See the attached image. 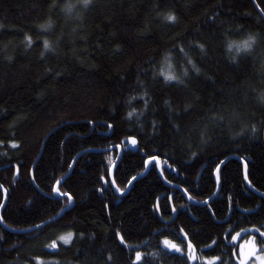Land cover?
I'll return each instance as SVG.
<instances>
[{
    "label": "trees",
    "instance_id": "1",
    "mask_svg": "<svg viewBox=\"0 0 264 264\" xmlns=\"http://www.w3.org/2000/svg\"><path fill=\"white\" fill-rule=\"evenodd\" d=\"M262 97L264 21L251 0H0L1 219L29 230L73 201L32 233L0 225V264H242L250 242L262 258ZM127 140L138 151L114 169L118 191L158 158L175 169L167 182L202 202L227 160L217 196L190 205L151 164L118 197L117 150H100Z\"/></svg>",
    "mask_w": 264,
    "mask_h": 264
},
{
    "label": "water",
    "instance_id": "2",
    "mask_svg": "<svg viewBox=\"0 0 264 264\" xmlns=\"http://www.w3.org/2000/svg\"><path fill=\"white\" fill-rule=\"evenodd\" d=\"M251 2H252V4H253V6L255 7V9L257 10L258 14L261 16V18H262L263 21H264V15H263L261 9L258 7L256 1H255V0H251ZM116 149H117L118 157H117L115 163L113 164L112 168L110 169V175H109L110 178H109V179H110V182H111V184H112V188H113V191L115 192V194H116L118 197H122V196H124V195H126V194L128 193V191H129V189H130V187H131V185L133 184L134 181H136V180H138L139 178H141V177H143V176L146 175L147 170H148V167L150 166V164L155 163L157 170H159V168H160V163H159V161L156 160V159H147L146 162H145V168H146V169H145V172H144L142 175L137 176V177L133 178L132 180H130V182H129L128 185L126 186V189H125L123 192H120V191H118V189L116 188V186H115V184H114V181H113V171H114V168L116 167V165H117V164L119 163V161H120V157H121L122 150H120L119 147H113V148H108V149L100 150V151H101V152H105V151H112V150H116ZM124 150H131V151H133L134 153L137 152V149L135 148V144H133V143H131V142H129V143L127 144V146L124 147ZM226 161H227V160H224V161L219 165V167L217 168V170L215 171L214 178H215V182H216V185H217V189H216L215 193L211 196V198H209V199H207V200H205V201H202V202H197V201L193 200V199L188 195V193L185 192V190H183L181 187H179V186H177V185H173V184H171V183H169V182H165V179L163 178V176L160 174L159 171H158V174H159L161 180L164 182V184H165L166 186L170 187V188L173 189V190H178V191H180L181 194L184 196L185 200H186L190 205H193V206H205V205H207L208 203H210L211 200H213V199L217 196V194H218V191H219L218 172H219L220 167H221ZM240 162H241V164H242V166H243V170H244V180H245L246 186H247L250 190H252L253 192H255V191L253 190V188L250 186V184H249V182H248V180H247L245 163H244L242 160H240ZM33 166H34V165H33ZM72 167H73V166H71V167L69 168V171H68L67 175H66L65 177L61 178V179L55 184L54 189H53V195H54V196H58V188L60 187V185L62 184V182H63V181H64V180L70 175V173H71V171H72ZM0 190H1L2 193H3V203H2V205L0 206V225H1L3 228H5L6 230L11 231V232H18V233H23V234L35 232V231H37V230H39V229H42L43 227L49 225L50 223H52V222L58 220V219H59V218H60V217H61V216L67 211V210H69V209L73 206V201H72V199H71L69 196L64 195L66 198L69 199L70 203H69L68 206H66L65 208H63V209L57 214V216H55V217L52 218L51 220L46 221L45 223H43V224H41V225H39V226H37V227H35V228L29 229V230H22V231H13V230H9V229H7L6 226L4 225L2 219H1V210L3 209V207H4L5 203H6L7 194H6L5 190H4L1 186H0ZM256 194H257L258 196H261V197L264 198L263 195L258 194V193H256ZM159 201H160V198H158V199L156 200V207H155V208H156V213H157V215L160 217V212H159ZM169 202H170V204H171V198H170V201H169ZM171 208H172V214H173L172 219H173V218H175L176 211H175V209L172 207V205H171Z\"/></svg>",
    "mask_w": 264,
    "mask_h": 264
},
{
    "label": "clouds",
    "instance_id": "3",
    "mask_svg": "<svg viewBox=\"0 0 264 264\" xmlns=\"http://www.w3.org/2000/svg\"><path fill=\"white\" fill-rule=\"evenodd\" d=\"M76 2L81 4L83 8L86 10L93 3V0H76ZM74 7H75V4H69L68 10L73 9ZM167 19L170 21H174L176 17L174 15H169L167 16ZM255 43H256V37L251 36V35L248 36L241 44L236 46V54L239 55L242 52H251ZM233 46H234L233 43H229L228 48L231 50ZM44 47H45V50L52 49L51 44L47 40L44 41ZM262 99H264V97H262Z\"/></svg>",
    "mask_w": 264,
    "mask_h": 264
},
{
    "label": "bare ground",
    "instance_id": "4",
    "mask_svg": "<svg viewBox=\"0 0 264 264\" xmlns=\"http://www.w3.org/2000/svg\"><path fill=\"white\" fill-rule=\"evenodd\" d=\"M132 140H127L126 142H122V143H120V144H118V145H115V146H111L110 148H113V147H119V149L120 150H122V153H121V157H122V155H123V153H125V152H133V151H131V150H124V147H126L127 146V144L129 143V142H131ZM135 148L137 149V151H138V147H137V145H136V143H135ZM117 150V149H116ZM117 157H118V153H117V155L115 156V157H113V162H112V165H111V167H110V169L112 168V166H113V164L115 163V161H116V159H117ZM121 157H120V160H121ZM148 159H156V160H158L159 161V163H160V168H159V170H157V168H156V171H157V174H158V171L160 172V174L163 176V178L165 179V182H167V180H166V173L168 172V171H170L171 173L172 172H175V169L173 168V167H171L168 163L166 164V165H162L161 164V162H160V160L158 159V158H148ZM120 162V161H119ZM119 164V163H118ZM117 164V165H118ZM152 164H155V163H152ZM116 165V166H117ZM151 165V164H150ZM116 168V167H115ZM114 168V169H115ZM149 168H150V166L148 167V170H147V173H148V171H149ZM146 169V168H145ZM145 169H144V171L142 172V173H140V174H138L137 176H140V175H142L144 172H145ZM114 172V171H113ZM146 173V174H147ZM109 175H110V170H109ZM31 176H32V170H31ZM137 176H135V177H137ZM146 176V175H145ZM158 176H159V174H158ZM134 177V178H135ZM144 177V176H143ZM142 178V177H141ZM159 178H160V176H159ZM133 179V178H132ZM131 179V180H132ZM140 179V178H139ZM160 180H161V178H160ZM113 181H114V179H113ZM162 181V180H161ZM130 182V181H129ZM128 182V183H129ZM163 182V181H162ZM128 183H127V185H128ZM164 183V182H163ZM114 184H115V182H114ZM111 186H112V184H111ZM115 186H116V184H115ZM113 189V188H112ZM65 208V207H64Z\"/></svg>",
    "mask_w": 264,
    "mask_h": 264
},
{
    "label": "rangeland",
    "instance_id": "5",
    "mask_svg": "<svg viewBox=\"0 0 264 264\" xmlns=\"http://www.w3.org/2000/svg\"><path fill=\"white\" fill-rule=\"evenodd\" d=\"M60 243H65L63 239L60 240ZM56 248V244L52 246V249ZM241 258H242V264L248 263L251 261L260 262L259 264H264V256L262 258H258V250L257 248L250 242L249 244L246 243L243 246H241ZM218 264V263H217Z\"/></svg>",
    "mask_w": 264,
    "mask_h": 264
},
{
    "label": "snow or ice",
    "instance_id": "6",
    "mask_svg": "<svg viewBox=\"0 0 264 264\" xmlns=\"http://www.w3.org/2000/svg\"><path fill=\"white\" fill-rule=\"evenodd\" d=\"M165 78L168 79V80H172V79H175L176 77L171 75L170 73H168V74L165 75ZM129 115H131V113ZM131 143L135 144L136 141L132 140ZM62 239L64 240L65 243H68L70 241V239H71V234H69L67 237H63ZM165 243H167V242H165Z\"/></svg>",
    "mask_w": 264,
    "mask_h": 264
}]
</instances>
